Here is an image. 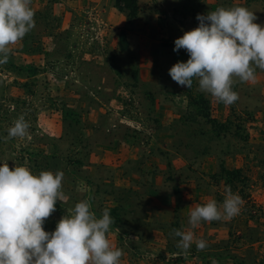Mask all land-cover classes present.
<instances>
[{
  "label": "rangeland",
  "instance_id": "1",
  "mask_svg": "<svg viewBox=\"0 0 264 264\" xmlns=\"http://www.w3.org/2000/svg\"><path fill=\"white\" fill-rule=\"evenodd\" d=\"M236 5L264 24V1L31 0L35 26L0 64V161L63 171L46 230L87 199L110 210L120 264H264V69L234 78L230 105L168 71L187 60L174 40L197 13ZM21 114L27 135L8 137ZM226 188L239 214L191 227L190 210ZM176 229L207 246L178 247Z\"/></svg>",
  "mask_w": 264,
  "mask_h": 264
},
{
  "label": "clouds",
  "instance_id": "2",
  "mask_svg": "<svg viewBox=\"0 0 264 264\" xmlns=\"http://www.w3.org/2000/svg\"><path fill=\"white\" fill-rule=\"evenodd\" d=\"M199 21L174 40V51L186 50V61L178 60L169 69L179 85L191 88L193 79L200 91L226 105L239 99L234 78H255V67L264 69V24L256 21L246 6H218L197 13ZM35 26L31 0H0V64L7 62L12 49ZM30 125L21 114L7 129L8 137H24ZM62 170L33 172L26 165L9 167L0 161V264H120L123 250L107 237L114 223L110 210L97 216L87 199L56 222L53 230L44 224L62 198ZM243 200L230 188L218 204L215 199L190 210L188 223L231 218L241 211ZM184 250L195 242L204 249L206 241L195 239L192 231L174 230Z\"/></svg>",
  "mask_w": 264,
  "mask_h": 264
},
{
  "label": "trees",
  "instance_id": "3",
  "mask_svg": "<svg viewBox=\"0 0 264 264\" xmlns=\"http://www.w3.org/2000/svg\"><path fill=\"white\" fill-rule=\"evenodd\" d=\"M248 1H264V0H248ZM121 6H122V5H121ZM122 7H123V6H122ZM129 9H131V8L129 7ZM131 10L134 11L135 9L132 8Z\"/></svg>",
  "mask_w": 264,
  "mask_h": 264
}]
</instances>
